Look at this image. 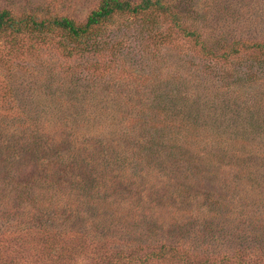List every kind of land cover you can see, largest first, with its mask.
<instances>
[{
  "label": "rangeland",
  "instance_id": "rangeland-1",
  "mask_svg": "<svg viewBox=\"0 0 264 264\" xmlns=\"http://www.w3.org/2000/svg\"><path fill=\"white\" fill-rule=\"evenodd\" d=\"M166 1L155 28L170 37L148 54L136 17L116 16L98 37L119 44L87 55L55 28L0 32V264H264L251 236L264 230V50L250 48L264 0ZM99 2L0 10L83 23ZM214 199L222 224L203 242L192 233ZM177 236L175 260L157 259Z\"/></svg>",
  "mask_w": 264,
  "mask_h": 264
},
{
  "label": "trees",
  "instance_id": "trees-1",
  "mask_svg": "<svg viewBox=\"0 0 264 264\" xmlns=\"http://www.w3.org/2000/svg\"><path fill=\"white\" fill-rule=\"evenodd\" d=\"M168 11H169V6L166 0H139L138 2H131L128 0H100L97 8L92 10L88 14L86 20L83 23H76L73 19L64 16L62 17L53 16L51 18H42V17H37L36 15L30 13L17 14L13 11L2 9L0 10V32L2 33L8 32L9 34L12 35L11 37H15L14 35L21 34L22 32L23 33L37 32L41 36H45L48 30L50 31L52 30V28H55L60 31H63L74 42L75 49H71L70 51H75V53L82 52L86 54L94 51L99 52V50L100 51L102 50L103 45H109V43L113 47L119 44L118 42L119 39L116 37H112L110 40H105L98 37L101 30L105 32V28L107 27V25L115 21L116 16L122 15L128 17H136V19L141 20L142 24L139 25L140 30L143 31V34L145 35V38L142 42L143 44L141 50L144 54H148L152 51L153 42H156L157 44L163 39L170 37V34L168 32L163 33V31H157L158 29L155 28V25H157L160 17L164 14H167ZM180 29L185 36L194 38V40L198 44L203 45V43L200 41V34L196 30L188 28L186 26H181ZM152 30H156V31L154 32ZM236 44L237 43H232L230 46L228 45L225 47L227 49L229 47L230 49H234L233 46H235ZM263 47H264L263 43H252L250 46V48H257L261 51L264 50ZM207 53H210V55L213 54V52L209 50H207ZM220 55L222 58H227L228 50L224 51L223 49ZM85 78L93 79V75H91L90 77L88 75V77ZM165 121H166L165 119L164 120L161 119L160 123L166 126ZM154 122H155L154 120L150 119V121H148L144 125H146V127L149 129L150 126L154 124ZM182 129L184 133L180 131L179 134L181 140L188 139L194 135V133H192L191 131L185 128ZM63 133L64 130L63 129L60 130V134ZM152 138L155 139L153 135H150L148 141L151 143H149L145 148H149V146H153V144L156 145L155 143H152ZM215 203H217L218 206L221 205L220 202H217L216 199H214V202L211 205L208 204L207 207L201 208L202 210L198 212L202 223L199 225L200 228H198V233H194V232L192 233L195 239L203 240V242L212 239L214 232L217 231L216 226L217 225L221 226L222 223H219L221 221L220 219L221 209H216L215 206L217 205ZM192 213L193 211L191 210V215H194ZM256 222L258 221L256 220ZM188 234H191V232H189ZM183 235L184 234L180 236L183 238H189V237H184ZM242 235L243 232H241V235L238 238L237 233H234L232 231L227 234L225 240L232 239L234 240V242H236L237 240L236 236H237L238 239H241V241H243L244 237ZM263 235H264V230L258 231L255 229L251 233V236H253L252 239L254 241L257 239H261ZM178 238L179 237L177 236L174 238V240L172 238L166 241V243H161L159 245L160 247L159 251L161 253L157 255L154 253V250H151L152 252H150V256L152 257L157 255L155 256L157 259H166V258L173 259L174 257H176V253H179L178 252L179 250L175 245V243H177L176 240ZM242 246L243 245L240 244V242L234 243L232 249H230L231 256H234L237 253L240 254V252L244 250V247ZM248 251L249 253L257 256L256 249H249ZM169 252H171L172 254L171 256L168 255ZM259 253L258 255L260 256ZM239 256L240 255H238V257ZM249 257H253V256L249 255ZM174 260L175 259H173V261ZM263 260L264 259H260V261ZM246 264L248 263L246 262Z\"/></svg>",
  "mask_w": 264,
  "mask_h": 264
}]
</instances>
